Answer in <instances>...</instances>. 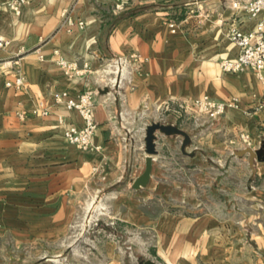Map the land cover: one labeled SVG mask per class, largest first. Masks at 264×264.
Segmentation results:
<instances>
[{
  "label": "crops",
  "instance_id": "obj_1",
  "mask_svg": "<svg viewBox=\"0 0 264 264\" xmlns=\"http://www.w3.org/2000/svg\"><path fill=\"white\" fill-rule=\"evenodd\" d=\"M232 1L0 0V255L32 245L59 252L84 212L94 219L107 206L135 238L150 236L161 264H264V122L248 114L263 87L252 71L220 66L239 54L230 29L259 21L237 17ZM113 57L130 59L120 86ZM18 70L23 90L6 86ZM89 89L97 128L83 151L63 135L83 118L56 96ZM203 96L237 99L239 108L216 119L184 111ZM168 107L183 109L180 123L169 121L186 135L155 133L151 176L137 189L147 129ZM41 108L50 114L32 113ZM247 148L257 153L254 167ZM116 249L104 245L109 264H129Z\"/></svg>",
  "mask_w": 264,
  "mask_h": 264
},
{
  "label": "built area",
  "instance_id": "obj_2",
  "mask_svg": "<svg viewBox=\"0 0 264 264\" xmlns=\"http://www.w3.org/2000/svg\"><path fill=\"white\" fill-rule=\"evenodd\" d=\"M232 8L236 11V16H248L252 19L258 20L257 26L251 31H243L238 26H233L230 29L229 38L239 48V54L235 58H225L220 62V66L225 73H243L252 71L256 74L258 81L262 84L263 90L258 98H254L248 114L261 113L263 114L264 122V0H233ZM72 24V21L68 20ZM84 26V22L79 23ZM174 25L172 24V27ZM4 45L0 38V47ZM132 58H139V55H133ZM60 65L68 68V70H75L76 64H68L60 60ZM110 68L116 74L113 81L114 85L120 86L127 81L130 75V59L113 57L110 59ZM0 63V71H2ZM24 77L18 70L15 80L7 81L6 86L15 88L16 90H23ZM57 102L63 103L68 111H77L82 116L84 126L79 128L73 125H66L63 131L65 139L72 145H75L80 150L88 151L92 147V140L97 128L94 112L96 107V91L86 90L78 94L77 98H70L67 92H62L56 96ZM188 108L199 111L211 119H216L223 116L229 109L239 108L238 100L217 101L208 96H203L188 103L184 108L187 112ZM173 111L167 108V111ZM34 115L47 116L50 111L46 108L35 109L32 112ZM174 120L181 118L179 112L173 111ZM241 139L246 144H250V136L247 133L241 134Z\"/></svg>",
  "mask_w": 264,
  "mask_h": 264
},
{
  "label": "rangeland",
  "instance_id": "obj_3",
  "mask_svg": "<svg viewBox=\"0 0 264 264\" xmlns=\"http://www.w3.org/2000/svg\"><path fill=\"white\" fill-rule=\"evenodd\" d=\"M22 1L12 4L13 8L18 10ZM2 39V38H1ZM4 45L7 42L3 40ZM181 114V118L176 121L180 123L183 118L182 108L175 109ZM173 111H165L161 116L162 123L171 125L169 121ZM172 120V119H171ZM97 201V200H96ZM97 204H101L97 202ZM91 211V210H90ZM109 208L100 206L94 212V219H91L93 213L84 212L79 220L73 224L71 234L63 241V246L58 249L59 252H40L37 246L32 245L26 250L19 249L14 251L13 258L4 254L0 255V264H109L107 255L104 253V245L112 242L117 246V252L129 264H144L148 259H154L150 254V236L148 238H135L129 229L123 224L113 222L108 216ZM128 231V232H127ZM18 250V249H16Z\"/></svg>",
  "mask_w": 264,
  "mask_h": 264
},
{
  "label": "water",
  "instance_id": "obj_4",
  "mask_svg": "<svg viewBox=\"0 0 264 264\" xmlns=\"http://www.w3.org/2000/svg\"><path fill=\"white\" fill-rule=\"evenodd\" d=\"M157 131H163L166 133H179V134L186 135L184 131H182L177 126L155 123L148 127L147 136H146V151L149 157L147 158V164H146V169L144 173L135 181L134 187L137 189L145 186L150 179L151 170H152V157L153 155L156 154L154 140H155V133ZM246 153L250 154V157H251L250 163H251V166L254 167V162L257 157V153L251 148H247L243 151V154H246ZM144 264H155V263L151 260H148Z\"/></svg>",
  "mask_w": 264,
  "mask_h": 264
}]
</instances>
